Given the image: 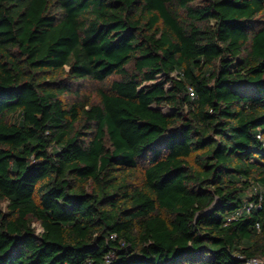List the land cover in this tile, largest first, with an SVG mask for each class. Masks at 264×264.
Here are the masks:
<instances>
[{"label": "trees", "instance_id": "16d2710c", "mask_svg": "<svg viewBox=\"0 0 264 264\" xmlns=\"http://www.w3.org/2000/svg\"><path fill=\"white\" fill-rule=\"evenodd\" d=\"M251 257L264 0H0V264Z\"/></svg>", "mask_w": 264, "mask_h": 264}, {"label": "built area", "instance_id": "2783aa9c", "mask_svg": "<svg viewBox=\"0 0 264 264\" xmlns=\"http://www.w3.org/2000/svg\"><path fill=\"white\" fill-rule=\"evenodd\" d=\"M259 139H260V136L258 135L257 136ZM254 192L257 191V188L254 187ZM253 208V203L249 202L245 205H243L242 207L238 208L234 213H232L228 218L227 220L230 221V220H233L237 217H239L243 212H249L251 209ZM257 228H259L258 225H256ZM110 256L107 257V260H109ZM260 263V259L257 258V257H251L247 260L244 261L243 264H259ZM86 264H90L89 262H87Z\"/></svg>", "mask_w": 264, "mask_h": 264}, {"label": "rangeland", "instance_id": "374dc122", "mask_svg": "<svg viewBox=\"0 0 264 264\" xmlns=\"http://www.w3.org/2000/svg\"><path fill=\"white\" fill-rule=\"evenodd\" d=\"M85 88V92L89 93L91 96L94 97L95 88L97 87L98 83L92 82V81H86L82 84ZM163 110L167 111L166 108H163ZM40 229L38 228V231Z\"/></svg>", "mask_w": 264, "mask_h": 264}]
</instances>
